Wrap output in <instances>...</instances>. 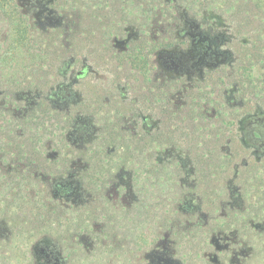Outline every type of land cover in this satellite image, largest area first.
<instances>
[{
    "label": "rangeland",
    "instance_id": "obj_1",
    "mask_svg": "<svg viewBox=\"0 0 264 264\" xmlns=\"http://www.w3.org/2000/svg\"><path fill=\"white\" fill-rule=\"evenodd\" d=\"M51 1L0 0V263L35 264L32 245L50 239L70 251L72 264H144L155 254L177 264H264V158L255 160L238 138L227 142L223 129L213 138L207 126L189 121L183 103L191 97L184 93L188 86L175 82L173 121L170 115H158L160 132L171 138L159 139L157 148L163 152L156 153L159 159L171 152V162L158 160L156 172L150 173L145 163L149 151L135 145L129 117L135 112L140 120L148 112L138 110V96L145 98V106L150 104L148 37L140 39L139 70L119 60L125 40L109 42L117 38L120 21L108 34L105 29L89 36L75 33L73 0ZM109 2L116 9L112 20L124 19L123 25L135 21L134 13L127 12L130 2L125 1L126 10L122 0ZM139 3L143 28L155 21L158 29L172 22L176 27L188 15L217 26L228 37L229 61L200 90L206 108H235L238 115L264 109V0ZM90 21L84 16L80 27ZM110 55L113 61L107 59ZM80 63L87 74L75 84L76 91L97 93L104 102L99 123L105 122L106 112L109 124L118 121L120 139L130 152L109 154L101 141L72 145L65 167L71 165L79 191L66 197L54 188L63 180L57 178L56 136L58 112L65 107L50 92L63 82L72 84ZM94 151L100 160L92 158ZM109 155L128 172L101 180L106 174L100 172L101 157ZM138 164L141 170L136 172ZM79 227L84 235L90 229L106 232L108 241L100 244L104 257L94 255L86 236L74 239ZM76 241L78 250H72Z\"/></svg>",
    "mask_w": 264,
    "mask_h": 264
},
{
    "label": "flooded vegetation",
    "instance_id": "obj_2",
    "mask_svg": "<svg viewBox=\"0 0 264 264\" xmlns=\"http://www.w3.org/2000/svg\"><path fill=\"white\" fill-rule=\"evenodd\" d=\"M54 1L52 0L51 2ZM125 1L130 2L128 14L133 12L135 16V21L129 20L128 25H123L125 23L124 19L112 20L113 17L116 18V9H113L114 7L112 4L110 5L109 0H73L72 8L75 13L74 21L76 24L72 30L75 33H84L89 36L105 29V31L107 30L106 34H108L110 30L117 28L113 24L120 21L122 28L118 29L117 38L113 36V39L111 38L109 42L115 45L117 39L122 40V42L125 40L124 46L119 48V60L133 65L134 68L139 67V70H141L140 67L142 65L140 39L143 36L148 37L145 41L149 46L147 47L146 57L148 58V69L152 74V82L146 88L150 90V104L149 107L145 106L142 103L145 98L140 97L141 95L138 96V99H135L138 110L143 109L148 112H145L140 120L136 119L137 113L135 112L129 113V117H132L131 129H133L135 136V145L144 146L147 148L146 152L149 151L145 156L146 168L149 172H156L158 160L162 163L171 162V152L165 151L164 156L159 159L156 155L158 152H163L157 148L159 139L165 137V140L168 141L171 138L169 135L163 136L160 132L161 118L158 115H170V121H173L172 117L177 112L174 97L178 93L175 90L177 88L174 87V83H183V81L188 86V89L184 91L186 97L191 95L190 98L183 101L184 107H187L184 111L189 115V121L192 120L193 123L197 122L207 126V132L213 138L220 136V130L223 129L227 135V142L233 143L238 138L241 145L251 149L250 152L255 160L264 158V109L256 108L251 111H244L238 115L235 108L222 109L218 106L217 108H206L204 103L205 93L200 91L205 89L204 82L207 78L214 75V73H218V71L220 72L222 66L230 59L231 53L226 46L229 39L226 34L218 30L217 26L205 25L200 18L188 15H184L176 27H173L172 22L170 24L165 23L164 27L158 29V24L155 21L150 23L149 28H143L141 24L140 0H122V7L126 10ZM84 16L90 18V24L80 27L82 25L80 20ZM107 59L113 61L112 59L114 58L110 55ZM116 62L120 63L119 61ZM80 65L72 75V84L63 82L53 92H50V98L57 99L65 107L58 112L60 114L58 118L59 134L56 136V142L58 143L56 153L59 158L56 168H59L60 170L57 172L61 173L57 178L63 180L58 181L54 188L56 193L66 197L70 195L77 196L79 191L78 185L73 181L75 179L70 171L71 165L70 167H65L68 165V160L71 162L72 153L68 148H71L72 145L85 147L90 142L98 143L101 141L104 146L110 149L111 153L109 154L115 153L122 156L130 152L128 146L123 145L120 139L119 135L123 129L115 124L118 121L109 124L111 120L107 117L106 112L102 120L105 122L99 123L97 119L98 111L102 109L104 102L96 96L97 93L93 90L91 93H78L76 91L78 86H75V84L87 74L85 63H80ZM104 129H107V131H103ZM143 132L149 135L148 142H146V135ZM103 139L104 141H102ZM93 153L92 158L97 156L100 160L97 151ZM113 158L110 155L101 157V166L102 164L103 166L102 169L98 168L97 172L100 169L102 174L106 170V174L98 177L99 179H110L118 171L122 173L128 172V170L124 171V168L119 169L118 165L112 162ZM140 170L141 164H138L134 171L138 172ZM110 171L113 173L111 174ZM136 172L134 173L136 174ZM93 174L96 176L100 175V173ZM100 184L105 186L106 183L100 181L98 185ZM92 224L96 227L99 222L93 221ZM82 230V227L76 228L74 239H77L78 235H84ZM84 236L89 240L88 244L91 246L90 250H92L94 255L97 258L104 257L105 252L100 250V244L108 241L105 238L107 237L106 232L90 229L87 231V235ZM77 245L79 243L76 241L75 246L71 247L72 250H78ZM32 250L35 256V264H72L70 256H68L70 251L58 241L52 242L50 239L38 240L32 245ZM108 255V253L107 256L105 255L106 258H108ZM2 260L4 261V259ZM93 263L110 264L106 261L97 260ZM5 264H7L6 259ZM137 264H141L140 260H138ZM144 264L177 263L169 257L155 254Z\"/></svg>",
    "mask_w": 264,
    "mask_h": 264
}]
</instances>
